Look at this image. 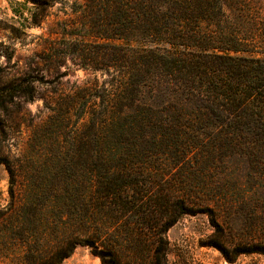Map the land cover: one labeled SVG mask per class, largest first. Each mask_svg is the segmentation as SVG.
<instances>
[{"label": "rangeland", "instance_id": "1", "mask_svg": "<svg viewBox=\"0 0 264 264\" xmlns=\"http://www.w3.org/2000/svg\"><path fill=\"white\" fill-rule=\"evenodd\" d=\"M112 2L0 0V264H151L154 221L179 198L196 211L165 231L167 264H264V143L184 154L179 141L152 139L136 112L150 104V119L174 115L158 108L181 95L157 78L116 99L126 69L104 55L136 42ZM257 4L264 51V0ZM122 108L132 128L108 127L103 144L102 119ZM102 167L121 170L133 208L102 198ZM249 247L261 252H239Z\"/></svg>", "mask_w": 264, "mask_h": 264}, {"label": "trees", "instance_id": "2", "mask_svg": "<svg viewBox=\"0 0 264 264\" xmlns=\"http://www.w3.org/2000/svg\"><path fill=\"white\" fill-rule=\"evenodd\" d=\"M113 1L127 21L123 23L120 19L124 26L122 34L132 32L131 39L136 42L131 46L126 42L128 38L122 36L126 43L111 50L108 46L104 55L112 61L107 65L115 66L113 60L119 59L126 69L115 90L116 99L129 98L130 93L140 91L150 79L157 78H161L165 88L181 95L177 105L158 108L160 112L174 108L168 113L174 115L150 119L148 112L154 114L150 104L144 106V113L141 109L136 112L137 119L133 121L156 132L149 135L152 139L159 143L179 141L183 148H190L184 154L195 152L206 143H264V51L258 44L262 30L259 0ZM141 74L146 75L144 80H133L134 75ZM148 86L155 91L153 83ZM17 88L18 94L32 96L30 89ZM125 113L122 108L119 114L115 112L102 119L103 144L109 137L108 127L117 126L123 132L132 128V121L121 117ZM167 129L170 131L165 132ZM142 138H147V133ZM8 170L11 172L9 166ZM117 172L102 167L99 186L107 204L112 202L116 209L126 211L133 208L128 197L131 185L117 182L121 170ZM171 205L164 221H154L159 224V231L153 242L151 264H167L165 231L181 214L196 211L180 198ZM207 210L212 225L218 227L212 211ZM239 252H261V249L249 247ZM110 264L122 263L115 258Z\"/></svg>", "mask_w": 264, "mask_h": 264}]
</instances>
